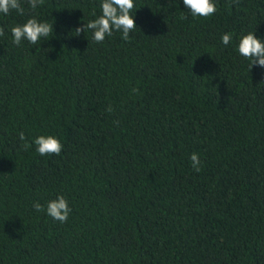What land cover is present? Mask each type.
Wrapping results in <instances>:
<instances>
[{
	"label": "trees",
	"instance_id": "1",
	"mask_svg": "<svg viewBox=\"0 0 264 264\" xmlns=\"http://www.w3.org/2000/svg\"><path fill=\"white\" fill-rule=\"evenodd\" d=\"M20 2L0 13V264H264V68L237 51L264 41V0H134L130 39L102 43L75 32L101 0ZM31 17L53 33L15 45ZM61 195L65 223L33 208Z\"/></svg>",
	"mask_w": 264,
	"mask_h": 264
},
{
	"label": "clouds",
	"instance_id": "2",
	"mask_svg": "<svg viewBox=\"0 0 264 264\" xmlns=\"http://www.w3.org/2000/svg\"><path fill=\"white\" fill-rule=\"evenodd\" d=\"M28 6L35 10L38 6L44 4V0H27ZM183 5L193 17H209L216 12V4L213 0H183ZM135 7L134 0H101V13L95 19L90 20L82 27H77L75 32L77 36L90 30L92 38L96 43H102L106 37H111L114 31L122 33V39L128 41L130 32L137 28L135 18L131 15L132 9ZM11 10H15L18 14H24V8L21 6L20 0H0V13L7 15ZM95 16L96 14L93 13ZM12 42L19 46L22 40H27L35 45L42 37H48L53 33V25L47 21L41 22L35 17H31L23 24H17L10 29ZM4 35L3 28H0V36ZM232 40L231 33H223L221 42L227 46ZM237 51L240 56L251 61L250 68L259 66L264 68V41L258 39L253 32L241 34L239 37ZM133 93H138V89H132ZM113 109L108 107L107 111ZM19 139L23 141V147L28 149L31 145L27 142L23 132L19 133ZM32 144L36 146V151L41 156L60 155L63 145L59 139L51 135H40L34 138ZM192 167L199 172L200 159L198 154L193 153L190 156ZM33 208L37 212H46L53 220L65 223L68 220L71 209L66 198L61 195L47 203L46 208L39 202L33 204Z\"/></svg>",
	"mask_w": 264,
	"mask_h": 264
}]
</instances>
